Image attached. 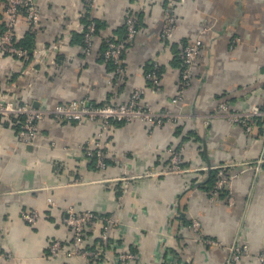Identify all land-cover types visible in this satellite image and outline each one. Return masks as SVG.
Listing matches in <instances>:
<instances>
[{"label":"crops","instance_id":"obj_1","mask_svg":"<svg viewBox=\"0 0 264 264\" xmlns=\"http://www.w3.org/2000/svg\"><path fill=\"white\" fill-rule=\"evenodd\" d=\"M36 1L41 19L34 48L45 47L47 56L26 60L0 51V100L37 108L79 99L124 103L141 86L143 104L176 117L160 126L113 121L101 138L107 165L100 169L82 148L101 131L99 123L46 118L26 143L9 118L0 116V255L11 253L0 264H105L51 256L52 240L70 245L72 231L63 223L70 206L113 215V248L135 253L136 264H262L257 255L264 247V118L253 122L252 133L224 116L205 118L222 100L241 112L264 107V0H172L178 26L168 40L161 28L170 0H97L99 33L89 51L81 40L82 0ZM130 13L138 19V32L123 52L122 82L114 85L102 44L109 37L126 38ZM4 22L0 1V29ZM28 25L21 17L19 38ZM199 37L203 44L192 82L174 104L181 67L173 64L172 45L182 49ZM152 62L163 67L160 90L145 76ZM171 149L182 151L186 172H163ZM218 166L230 174L233 205L226 195H209ZM127 173L133 178L124 189ZM34 209L41 216L30 225L23 213ZM86 237L89 248H100L98 231ZM240 243L248 244L250 255L229 262V247Z\"/></svg>","mask_w":264,"mask_h":264},{"label":"built area","instance_id":"obj_2","mask_svg":"<svg viewBox=\"0 0 264 264\" xmlns=\"http://www.w3.org/2000/svg\"><path fill=\"white\" fill-rule=\"evenodd\" d=\"M5 20L6 27L0 38V51L15 56L17 58L29 59V51L23 47L15 45V29L22 17L26 15L29 22V27L32 31L37 32L40 27L41 11L36 0H5ZM83 14L89 15V21L84 24L82 32L85 33L86 49L89 51L95 37L97 27L95 18V8L97 0H82ZM174 2L168 1L165 8V18L161 28V36L164 40L175 32L178 26V17L175 11ZM127 36L124 40L109 41L108 47L104 52L106 61H113L116 64L117 74L124 72L122 66V53L126 46L133 42L137 29V19L133 14L128 15L126 19ZM205 31L202 30L201 33ZM203 44L202 37L187 44L182 53V57L186 63V69L182 74L181 84L183 87L190 86L195 72V64L201 54ZM90 47V48H89ZM33 56H37L40 60L47 56L45 47L35 48ZM154 68H157L158 63H154ZM147 77L153 82V87L160 90L161 79L155 70L149 72ZM144 88L137 86L132 91L128 101L115 102L109 101L105 104H93L88 99L73 100L68 103H57L52 106L33 107L30 104H22L16 106L13 102L0 100V116L10 118L16 115H23L24 119L19 130V137L24 142H31L38 135L39 124L46 118H52L55 121H77L82 123L96 122L102 127L95 137L90 140L82 148L85 155L89 158H96V167L103 169L106 167V157L101 144L106 129L113 121L129 122L135 119L143 120L151 125H162L166 121H173L175 115L170 111H157L152 106L142 103V94ZM184 89L176 95L172 102L179 104L183 100ZM264 115V111L258 105H252L249 111H238L232 108L228 101L219 102L213 111L205 118V122H209L212 116H224L230 123L241 124L250 133L253 130L252 120L256 116ZM169 165L164 169V173L168 172H186L184 157L181 150L171 149ZM264 161V157L260 162ZM217 179L214 187V195L218 194L222 189H227L229 193V203L233 205L235 198L231 195V179L226 175L223 166L217 167ZM151 173V172H146ZM133 176L125 175L122 178L123 188L127 189ZM126 191V190H125ZM214 197V196H213ZM53 204L52 201H50ZM41 216V211L38 209L28 210L23 213L24 220L30 224L38 223ZM116 219L113 215H106L92 209H83L81 211L75 207H68L63 212V223L72 231L70 245H67L61 239H54L49 245V250L52 257H83L85 259H94L97 261H105V264H136V254L131 251L116 253L110 243V229L115 224ZM193 229L200 233V222L197 219L193 220ZM98 231L100 234V248H89L86 245V235L89 232ZM201 238L212 245L222 246L221 241L201 235ZM111 244V246H110ZM230 259L229 262H237L242 257L250 255L248 244H233L229 247ZM11 257V253H3L0 257ZM257 258L264 264V247L258 253ZM170 264H191L186 261L174 260Z\"/></svg>","mask_w":264,"mask_h":264},{"label":"trees","instance_id":"obj_3","mask_svg":"<svg viewBox=\"0 0 264 264\" xmlns=\"http://www.w3.org/2000/svg\"><path fill=\"white\" fill-rule=\"evenodd\" d=\"M0 1H3L4 2V4H5V8H6V2H5V0H0ZM166 6V5H165ZM130 14H133V13H130ZM129 14V15H130ZM135 17H136V15L135 14H133ZM6 16V15H5ZM83 16H84V19H83V21L85 22V24H87L88 23V17H89V15L88 14H83ZM22 17H25L26 18V15H24V14H22ZM27 19V18H26ZM136 19H137V17H136ZM137 21H138V19H137ZM96 23H97V27H96V31H95V35L97 34V33H99V24H98V22H97V20H96ZM5 27H6V20H5V22H4V25H3V27L0 29V38H1V35H2V32L4 31V29H5ZM138 27H139V23L137 22V29H138ZM28 31H26V34H25V36L23 37V38H19L18 37V35H17V30L15 29V41H14V43H15V45H17V46H19V47H23V48H25V49H27L28 51H29V56H30V58H32V56H33V51H34V47H35V45H36V32L35 31H32L31 30V28L29 27V25H28V29H27ZM81 40H82V44L84 45V47L86 48V41H85V33H83L82 32V35H81ZM118 39H115V38H113V37H109V38H106V39H104V41H103V44H102V51H103V58H104V52H105V50L107 49V47H108V42L109 41H117ZM168 44V43H167ZM187 44H189V43H184L183 45V47H182V49H180V48H178L177 47V45H175V44H173L172 45V54H173V64L175 65V66H180L181 67V77H180V88H179V90H178V92H177V94L176 95H178L179 94V92L181 91V90H183V89H185V88H187V87H183V85L181 84V81H182V74H183V72H184V70L186 69V63H185V60L183 59V57H182V53H183V49H184V47L187 45ZM171 46V45H170ZM124 52V51H123ZM122 56H123V53H122ZM123 58V57H122ZM21 59H25V58H21ZM27 60V59H26ZM107 63H108V68H109V70L110 71H113V73H114V78H113V84L114 85H119L121 82H122V79H121V74H117V72H116V64L113 62V61H107ZM154 62H152V63H149L148 65H146V67H145V69H144V72H145V76H146V78H147V80H148V83L151 85V87L153 86V82L147 77V74L149 73V72H151V71H153V70H155L156 71V73L158 74V76L160 77V79L162 78V73H163V67H162V65L161 64H158V66H157V68H154ZM122 66H123V63H122ZM184 93V92H183ZM222 101H227V100H222ZM221 102V101H220ZM93 104H95V103H93ZM218 104V103H217ZM260 107V106H259ZM260 109H262V110H264V107L263 108H261L260 107ZM260 117H263L264 118V116H256V117H254V119L252 120V122H254L255 123V121L257 120V118H260ZM23 119H24V117H23V115H16V116H14V117H10L9 119H8V121H7V123H9V124H11L13 127H15L16 129H17V131H19L20 130V124L22 123V121H23ZM245 128V127H244ZM246 129V128H245ZM254 130V129H253ZM253 130H252V132H253ZM251 132V133H252ZM92 159V161L93 162H95V165H96V158H91ZM106 164H107V160H106ZM226 171V170H225ZM217 173H218V170L217 169H214L213 171H212V174H211V177H210V180H209V187H208V189H209V195L211 194L212 195V193H214V187H215V182H216V179H217ZM226 175L228 176V177H230V174L229 173H227V171H226ZM218 195H221L222 197H224L225 195H226V197H229V196H227V195H229V193H228V190L227 189H222L221 191H219V193H218ZM211 238V237H210ZM86 239H87V237H86ZM98 241V240H97ZM112 241H111V239H110V243H111ZM113 243V242H112ZM110 246H111V244H110ZM263 264V263H262Z\"/></svg>","mask_w":264,"mask_h":264},{"label":"rangeland","instance_id":"obj_4","mask_svg":"<svg viewBox=\"0 0 264 264\" xmlns=\"http://www.w3.org/2000/svg\"><path fill=\"white\" fill-rule=\"evenodd\" d=\"M147 174H149V173H146V175H147ZM196 232H197V231H196ZM188 263H190V262H188Z\"/></svg>","mask_w":264,"mask_h":264}]
</instances>
